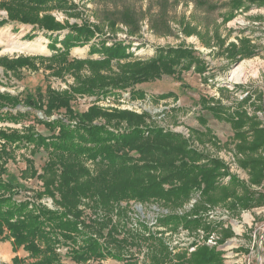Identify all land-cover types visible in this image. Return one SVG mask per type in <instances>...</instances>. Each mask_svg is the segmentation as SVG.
<instances>
[{
  "label": "trees",
  "instance_id": "obj_1",
  "mask_svg": "<svg viewBox=\"0 0 264 264\" xmlns=\"http://www.w3.org/2000/svg\"><path fill=\"white\" fill-rule=\"evenodd\" d=\"M193 2L204 5L199 0ZM229 4L232 11L247 10L253 6L263 7L264 0H229ZM0 9L6 11L1 23L25 24L42 31L50 40L48 49L51 51L48 56L0 57L4 70L11 73L23 67L37 70L38 60L52 75L70 72L76 80L70 92L58 93L49 87L42 92L37 88L34 95L28 94L23 99L0 93V109L7 108L5 113L10 116L9 109L22 114L17 110L18 105L41 111L45 116L60 109L65 111L63 116L53 120H37L48 134L36 131L31 125L23 131L0 130V139L4 141L0 148V239H10L15 252L19 248L27 252L26 257L15 255L10 263L0 264H70L55 251L56 245L69 246L67 253L75 264L91 261L100 264L107 257L120 259V254L112 247L122 250L129 242L137 240L136 234L119 238V225L112 220L116 203L125 200L156 201L175 208L199 189L201 201L193 214L205 203L229 201L232 209L263 204L261 196L253 200L252 191L237 179L232 178L226 185L217 184L223 164L190 148L180 133L148 123L147 112L106 111L91 105L78 114L70 107L73 93L94 95L129 90L131 99L144 98V91L136 85L159 80L164 75L179 77L190 68L202 73L205 63L193 48L158 46L151 57H137L129 51L131 39L138 30V21L130 13H122L119 19L129 27L126 38L116 39L97 24L84 19L80 23L60 21L50 13L54 9H71L69 0H0ZM232 16L231 12L222 19L226 22ZM115 22L116 19L110 20V26ZM184 29L187 35L195 32L190 25L185 24ZM85 46L86 57L69 58L72 48ZM227 50L233 57L255 54L247 37L238 38V44L231 43ZM85 67L88 75L81 72ZM169 96L174 93L167 92L159 98ZM210 101L212 104L201 99L202 109L231 125L238 150L248 153L241 164L249 170L251 183L259 184L263 179V157L259 151L264 136L258 121L248 116L241 102L226 106L215 99ZM122 122L126 127H120ZM17 144L27 148L32 156L40 150L47 154L40 171L34 167L32 159H25L26 166L20 173L21 179L39 180L37 190L26 189L18 177L5 168ZM21 191L31 192L32 200L18 199ZM41 198L52 199L53 209L37 203ZM80 206L90 209L91 215H85ZM203 220L199 215L187 217L171 213L160 222L172 227L196 228ZM153 238L150 237V254L154 264H225L221 252L214 247L197 245L189 254L183 250L170 257L161 241Z\"/></svg>",
  "mask_w": 264,
  "mask_h": 264
},
{
  "label": "rangeland",
  "instance_id": "obj_2",
  "mask_svg": "<svg viewBox=\"0 0 264 264\" xmlns=\"http://www.w3.org/2000/svg\"><path fill=\"white\" fill-rule=\"evenodd\" d=\"M199 1L204 5H195L193 0H69L71 9L52 10L50 13L60 21L80 23L84 19L99 25L109 37L116 39L126 38L129 27L119 19L122 13H130L138 21L137 34L129 44V51L135 56L149 58L158 46L184 45L193 48L197 57L205 63V71L202 73L190 68L179 77L164 75L159 80L136 85L144 91V98L131 99L129 90L94 95L73 93L70 107L78 114L91 105L106 111L126 110L137 114L147 112L148 123L180 133L190 148L223 164L217 184L226 185L234 178L252 191L253 200L260 196L264 199V142L259 151L263 157V179L259 184H253L249 170L241 164L248 153L238 150V140L233 136L231 125L215 118L201 107V99L209 102L210 99H215L226 106L241 102L248 116L258 121L264 136V6L232 11L229 0ZM231 12L232 18L223 21L222 18ZM68 13L76 15L69 16ZM5 18L6 11L0 9V57L50 55V40L42 31L25 24L1 23ZM114 19L116 22L111 27L109 21ZM185 24L190 25L195 32L187 35ZM241 37L250 40L254 55L243 58L239 55L230 56L228 47L231 43L238 44V38ZM76 49L77 47L70 50L69 58L87 56V46ZM36 62L37 70L23 67L16 73L0 66V93H9L23 99L28 94L34 95L37 88L42 92L47 87L58 93L72 91V87L76 85L72 73L52 75L44 64L41 65L38 60ZM240 64L243 66V75L236 79V75L232 73ZM81 72L83 75L89 74L86 67ZM167 92L174 93V96L159 98V95ZM9 110L12 112L11 116L5 113L7 108L0 109V130L23 131L31 125L42 134L49 132L37 122L38 119L53 120L63 116L65 112L60 109L45 116L41 111L29 110L22 105L17 106L21 115L16 114V109ZM120 127H126V123H120ZM250 139L251 134L247 140ZM3 142L0 139V148ZM14 147L11 158L5 164L6 170L18 177L26 189H39V180L29 177L21 179L20 173L26 166L25 159H32L34 167L40 171L47 159L46 152L40 150L32 156L27 148L18 144ZM88 164L92 167L90 162ZM32 197V193L26 191L17 195L18 199L32 200ZM200 201V190L196 189L186 202L175 208L156 201L141 203L125 200L116 203L112 220L119 225V238L136 234L137 240L129 242L122 250L113 246V251L120 254V259L107 257L100 264H154V258L150 254V237L161 241L170 257L183 250L189 254L197 245H208L221 252L225 264H264V202L261 205L234 209L229 207V201L205 203L201 210L193 214ZM37 203L53 209L50 198H41ZM80 207L84 208L85 215H91L90 209ZM171 213L187 217L199 215L204 220L196 228L161 224L160 219ZM0 242V263H10L15 255L27 256L22 248L15 252L10 239H0ZM2 243L8 244L6 252ZM68 250L69 246L55 247L64 262L75 264L70 260ZM88 264L97 262L91 261Z\"/></svg>",
  "mask_w": 264,
  "mask_h": 264
},
{
  "label": "bare ground",
  "instance_id": "obj_3",
  "mask_svg": "<svg viewBox=\"0 0 264 264\" xmlns=\"http://www.w3.org/2000/svg\"><path fill=\"white\" fill-rule=\"evenodd\" d=\"M79 48L77 47L76 50H78ZM233 75H236V79L240 78L243 75V66L240 64L239 66H237L234 70H233Z\"/></svg>",
  "mask_w": 264,
  "mask_h": 264
},
{
  "label": "crops",
  "instance_id": "obj_4",
  "mask_svg": "<svg viewBox=\"0 0 264 264\" xmlns=\"http://www.w3.org/2000/svg\"><path fill=\"white\" fill-rule=\"evenodd\" d=\"M0 244H1V242H0ZM2 246H4V252H6L7 251V249H8V244H4V243H2ZM4 260V259H3ZM5 262H8L7 260H4Z\"/></svg>",
  "mask_w": 264,
  "mask_h": 264
}]
</instances>
